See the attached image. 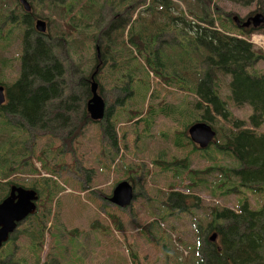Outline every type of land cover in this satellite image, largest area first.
<instances>
[{
  "label": "rangeland",
  "instance_id": "rangeland-1",
  "mask_svg": "<svg viewBox=\"0 0 264 264\" xmlns=\"http://www.w3.org/2000/svg\"><path fill=\"white\" fill-rule=\"evenodd\" d=\"M51 1L63 2L27 0L35 16L42 19L49 13L54 14L50 19L52 26L58 24L62 31L63 19H57V14L53 13L55 11L62 17V10L59 6L50 7ZM124 1L117 0L121 9L128 3V0L123 3ZM129 2L130 5L132 0ZM14 3L11 0H0V84L4 87L15 79L18 70L21 71L22 68L24 37L21 39V31H24L20 22L13 20L14 24L6 23L7 10L12 16H18L23 10L17 0H14ZM170 3L167 14L174 16L184 12L186 20L193 26L199 24V20L206 28L253 44V50L258 52V59L252 62L246 71L252 76L264 73V0H170ZM110 8L107 7L104 14ZM140 9L141 7H137L130 15L127 13L129 21L135 19ZM110 11H115V8ZM85 13L84 11L83 14ZM257 14L261 16L263 23L260 22L254 27L249 23L247 28L240 32V24ZM17 18L14 17L18 20ZM234 18L236 22L233 21ZM127 29L128 26L124 32H128ZM49 32L57 31L52 27ZM177 34L179 35V32ZM6 38L7 44L11 39L13 42V46L8 47V50ZM126 38L127 36L124 40ZM170 38L168 35V40ZM149 39L153 42L150 56L154 63L166 61L165 54L171 59L176 57L172 63L177 64L178 68L181 67L178 59L182 53L156 49L155 34H151ZM87 43L88 40H80L78 49L82 51L81 56L86 52ZM67 48L69 54L70 48L77 49L75 45L70 44ZM60 50L62 49H59V52ZM191 58L193 57L189 58V62H192ZM73 60L77 62L75 55ZM139 62L132 59L129 66L135 67ZM71 71L74 74L78 72L74 67ZM140 73L137 84L135 78H132V95L123 99L124 102L115 103V99L123 98L124 94L117 95V92L111 90L112 83L104 79L107 74H102L100 82L103 88L96 81L99 96L106 106H111V114L107 120H114L113 148L103 137L104 126H99L104 120L98 123L88 120L90 124L86 125L78 136H71L68 143L55 140L49 134L37 130L25 129L26 132L21 136L20 128L16 126V120L13 118L7 119L9 127L5 132L4 121L2 120L3 124L0 122V142L6 143V134L17 136L13 138L14 143L28 151L18 155V158L24 160L25 157L37 166L36 158L41 154L42 148H57L62 145L60 149L67 148L69 154L82 163L78 164L79 171L72 172L70 169L68 173H62L60 178L53 177L63 189L56 206L51 210V232H58L60 235L61 250L58 253H61L64 259H56L57 255L51 254L55 245L51 239L46 238L42 251L38 253V264H69L68 248L65 249L67 238L77 233V239L86 230L85 236L78 238L79 242L83 241L81 252L86 253L82 264H115L112 257L106 262L107 256L110 255H116L125 262L129 258L128 247L136 255L138 264H195V252L201 237L206 233L208 237L215 234L210 231L212 229L207 231L206 228L212 219L218 226L230 222L237 223L241 233L257 227L258 219L253 211L264 205V111H257L247 104L233 103L230 100L228 76L218 74L212 80L214 95L224 103L223 111L205 112L204 107L197 106L198 101L193 94L185 95L167 89L162 84L160 87L155 86L152 79L157 77H153L151 73L147 76L142 69ZM128 78L129 76L126 79ZM153 86L156 91L149 100ZM71 94L77 95L79 90L71 91ZM81 100L82 98H79V101ZM147 102L149 108L146 109ZM122 109H125L123 114ZM135 111H138V115L134 114ZM132 114L133 118L136 117L129 121L128 116ZM2 118L4 116L1 114L0 119ZM195 122L204 123L213 132V138L202 153L196 152L195 149L193 151L189 142L177 139L179 133L187 136V129ZM241 131L247 132L243 134L245 137L240 134ZM226 141L230 142L227 150L219 153L215 146ZM10 147V144L5 145L6 150ZM111 155L113 161L110 163L106 160L105 163L103 160ZM4 164H8V169L3 172L1 182L14 180L11 186L25 188L28 184L25 179L30 180L32 176L24 172L15 173L13 160ZM242 170L249 172L247 177L241 176ZM124 178L134 188V199L127 208L113 209L106 198L113 185ZM170 191L195 197L198 203L191 198L186 199L184 204L190 210L170 212L165 206L166 196ZM38 192L37 212L42 213L43 202L39 200L42 199L43 190ZM223 210L229 213L227 218L221 214ZM213 212H216L214 218ZM105 213H112L115 218L117 215L119 233L112 231L101 236L100 233L90 231L88 227L94 221L101 227L109 222ZM33 216L34 214H30L19 223L10 235L8 243L3 244L0 250L1 260H7L10 254L15 263L22 258L23 264H30L33 249L28 247L24 232L31 227ZM262 224L264 228V222ZM141 229H144V236ZM163 247L168 253L164 250L161 252ZM19 248L23 250L21 257L19 252H15ZM76 253L78 252H71L70 258L77 257Z\"/></svg>",
  "mask_w": 264,
  "mask_h": 264
},
{
  "label": "trees",
  "instance_id": "trees-1",
  "mask_svg": "<svg viewBox=\"0 0 264 264\" xmlns=\"http://www.w3.org/2000/svg\"><path fill=\"white\" fill-rule=\"evenodd\" d=\"M11 1L14 3V0ZM58 1L63 2L51 1L50 7L59 6L61 8L62 17L55 11L53 13L57 14V19H63L62 31L58 24L52 26L50 20L51 16L54 15L52 13L41 19L32 14V7L30 6L31 12L24 13L21 11L18 16L16 15L18 17L16 20L14 19L15 16L10 15L11 12L7 10L6 23L14 24L16 21L21 24V29L24 31H21V39L24 37V48L19 77L14 83L6 86L7 103L0 107V113L4 116L0 122L2 123L3 120L5 126L9 127L7 119L13 118L16 120V126L20 128L21 136L26 132L25 129L37 130L49 134L55 140L70 142L71 136L72 138L78 136L82 129L90 124L85 113V102L89 97V82L97 81L103 88L100 81L103 78L102 74H107L104 79L112 83L111 90L117 92V95L124 94L123 98L115 99V103L124 102L123 99H128L132 95L130 88L131 84L134 85L132 78H135V84L139 81L140 69L147 76L151 73L153 77H157V79H152V84L155 86L160 87L162 84L167 89H173L185 95L193 94L197 98V106L204 107L205 112L210 110L223 111L224 103L214 95L212 80L218 74L228 76L230 100L233 103L237 105L247 104L257 111H264V73L252 76L246 71L248 66L258 59V52L253 50L251 44L241 39L204 27L199 20L197 22L199 24L194 26L189 24L184 12L174 16L167 14V8L171 7L170 0H132L130 5L128 0L122 9L118 7L117 0ZM120 1L122 2V0ZM43 4L49 3L43 2ZM107 7H114L115 11H110V8L104 14ZM137 7H141L140 11L136 13L133 21H129L127 13L130 15L131 11ZM84 11L85 14H83ZM36 19H40L46 24L42 34L28 32L33 30L31 22ZM126 26H128V32H124ZM52 27L57 32H49ZM241 31L244 30L240 29ZM151 34H155L154 46L156 49L182 53L178 59L180 68L177 64L172 63L176 57L171 59L165 54L166 61L157 63L152 61L150 55L153 42L149 39ZM168 35L171 37L170 40H168ZM126 36L127 38L124 40ZM81 39L88 40L84 56H81L82 51L78 49ZM69 44L77 47V49L70 48V54L67 48ZM59 49L62 50L59 52ZM74 55L77 62L73 60ZM190 57H193L191 58L192 62H189ZM132 59L139 60V64L130 67L129 64ZM73 67L78 70L75 74L71 71ZM128 76L129 78L126 79ZM77 89L79 94L72 95L71 91ZM155 91L153 86L149 100L152 99ZM79 98L82 100L79 101ZM147 108H149L148 102ZM124 112L125 109H122L121 113ZM110 114L111 106H108L105 110V117L102 118L103 124H99V126H104L105 134L103 137L113 148L114 126L112 122L114 120L108 121ZM134 114L138 115V111H135ZM76 117L78 119H75ZM134 118L133 114L128 116L129 121ZM139 121L136 120V122ZM106 133L110 135L108 134V136ZM246 133V131L240 132L242 136ZM179 134L177 139L189 142L186 134ZM16 137L6 134V143L0 142V200L7 195L11 183L14 181L1 182L3 172L8 169V164L5 166L4 163L13 160L15 173L24 172L26 175L32 176L30 180L25 179L28 182L25 188L35 190L38 199V191L43 190L42 199L39 201L43 202L44 211L38 213L36 204V210L31 219V227L24 232L28 247L33 249L30 264H38V253L42 251L46 238L51 239L55 245L51 254L55 253L56 259H64V256L58 253L61 250L59 246L60 235L58 232H51V210L56 206L57 199L63 189L53 177L60 178L62 173H68L70 169L72 172L79 171L78 164L82 165V163L78 159L75 160L67 148L60 149L62 146L60 145L57 148H50L51 146L42 148L41 154H38L36 158V166L25 157L24 160L17 157L24 154V151H28L14 143L13 138ZM248 137H250L249 134ZM229 143L226 141L215 146V149L219 153H224L223 151L227 150ZM8 144L11 147L6 150L5 145ZM174 146L176 147V145ZM106 160L111 163L113 155L103 161L106 163ZM248 174L249 172L246 170L241 171L243 178L247 177ZM49 182L51 184H48ZM129 185L132 187L131 184ZM184 198L183 196L180 198L177 194L170 196L166 199L165 206L168 207V204L173 203L178 211L185 212ZM124 208L127 207L121 209ZM263 210L264 205L262 204L256 211H253L258 219V225L256 228L243 233L239 231L237 223L234 222L224 226L215 225L213 228L217 237L215 244L210 242L208 236H202L198 250L195 252L197 254L195 264H264ZM35 213L37 214L35 215ZM215 213L213 212L212 215L215 216ZM221 214L227 218L229 213L223 210ZM105 215L112 229L118 231L116 221L119 218L117 215L116 218L112 213H105ZM242 224L245 223L242 222ZM88 228L91 232L100 233L101 236L112 232L108 225L104 224L101 227L95 221ZM86 231L80 236L84 237ZM143 231L144 229H141L144 236ZM76 234L69 235L65 244V249L68 248L67 259H69V264H82L86 258V253H82L80 250L83 241L79 242L80 236L76 239ZM160 250L168 253L164 247ZM22 251L21 248L15 250V252H19L20 257ZM73 251L78 252L76 253L77 257L70 258ZM8 256L7 260L0 259V264H23L22 258L20 261L16 260L15 263L11 259V255ZM128 256L129 258L125 262L138 264L136 255L131 252L129 247ZM109 257L113 258L115 264H126L116 255L107 256L106 262ZM53 258L55 259L54 256ZM46 264L50 263L46 262ZM173 264H177V262Z\"/></svg>",
  "mask_w": 264,
  "mask_h": 264
},
{
  "label": "water",
  "instance_id": "water-1",
  "mask_svg": "<svg viewBox=\"0 0 264 264\" xmlns=\"http://www.w3.org/2000/svg\"><path fill=\"white\" fill-rule=\"evenodd\" d=\"M24 12H30V7L26 0H18ZM234 22L235 18L233 19ZM262 22L260 15H255L244 23H249L254 27ZM34 28L38 33H44L45 23L42 20H36ZM94 76V74H93ZM92 76V77H93ZM91 77V78H92ZM89 98L85 102V112L88 119L92 122H99L105 114V103L97 92V84L90 81ZM4 102L3 88L0 86V105ZM189 140L202 149L206 147L213 138L212 130L204 123H194L187 129ZM132 199L131 186L126 181H120L113 187L108 202L119 208L130 205ZM37 200L36 192L32 189H25L19 186H10L7 195L0 200V247L8 240L14 232L17 225L28 215L35 211V202ZM215 235L209 237L213 242Z\"/></svg>",
  "mask_w": 264,
  "mask_h": 264
},
{
  "label": "flooded vegetation",
  "instance_id": "flooded-vegetation-1",
  "mask_svg": "<svg viewBox=\"0 0 264 264\" xmlns=\"http://www.w3.org/2000/svg\"><path fill=\"white\" fill-rule=\"evenodd\" d=\"M16 17V16H15ZM34 22H35V20H33L32 22H31V25H32V31H30V32H36L35 30H34ZM242 30H245L246 28H247V26H244L243 24H240V26H239ZM262 27H263V25H262ZM89 82V81H88ZM3 95H4V105L7 103V91H6V88L3 86ZM105 103V102H104ZM3 105V106H4ZM105 107L107 108L108 106H106L105 105ZM104 117H105V114H104V116H103V119H104ZM194 148L199 152V153H202L201 151H200V149L199 148H196L195 146H194ZM205 150V149H204ZM203 150V151H204ZM169 194H171L170 196H173V195H175V194H177V196H179L180 198L183 196V197H185L184 198V200H186V199H190L188 196H185V195H182V194H180L179 192H175V191H170L168 194H167V196H166V199L168 198V197H170L169 196ZM178 194H180V195H178ZM191 199H193V200H195L197 203H198V199L197 198H195V197H191ZM166 202V201H165ZM166 209L167 210H169L170 212H172V211H175V212H177L178 210H177V207L176 206H173V203H170V204H168V207L166 206ZM188 210H190V209H188L187 207H186V211L185 212H187ZM212 218H214V215H212ZM215 227V220H213L212 219V221L208 224V227H206V228H208V229H212V230H210V231H214V228ZM215 232V231H214ZM212 234V233H211ZM216 234V233H215ZM205 237H207V233L205 234ZM217 238V237H216ZM216 240V239H215ZM212 243H214L215 244V241H213Z\"/></svg>",
  "mask_w": 264,
  "mask_h": 264
},
{
  "label": "crops",
  "instance_id": "crops-1",
  "mask_svg": "<svg viewBox=\"0 0 264 264\" xmlns=\"http://www.w3.org/2000/svg\"><path fill=\"white\" fill-rule=\"evenodd\" d=\"M7 41H8V39L6 38L5 39V44L7 45V50H8V47H12L13 46V42H12V39L8 42V44H7ZM19 74H20V71L18 70V74L16 75V77H15V79L9 84V85H11L12 83H14L17 79H18V77H19ZM5 132H7V126H6V130H5ZM9 132V131H8ZM10 134L12 133V131L11 132H9ZM191 143V142H190ZM190 146H191V149L194 151V145L191 143V144H189ZM195 151L196 152H198L196 149H195ZM126 180V182H128L129 183V181L127 180V179H125L124 178V180H120V181H125ZM120 181H118V182H120ZM117 182V183H118ZM117 183H115V184H117ZM115 184L113 185V187L115 186ZM113 187L111 188V190H110V192H109V194H108V196H110V194H111V191H112V189H113ZM133 187V186H132ZM28 189H32V188H28ZM33 190V189H32ZM35 191V190H34ZM134 195H135V193H134V188H133V197H132V199H131V202H132V200L134 199ZM108 202V201H107ZM131 202H130V204H131ZM108 204L110 205V206H112L113 207V209H120L121 210V208H119V207H117V206H114V205H112L111 203H109L108 202ZM104 225V224H103ZM106 225H108V227L111 229V231H114V232H118L119 233V231H115V230H113L112 229V227L110 226V224L109 223H106ZM117 225V224H116ZM117 228H118V226H117ZM197 256V255H196Z\"/></svg>",
  "mask_w": 264,
  "mask_h": 264
}]
</instances>
